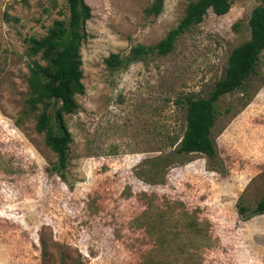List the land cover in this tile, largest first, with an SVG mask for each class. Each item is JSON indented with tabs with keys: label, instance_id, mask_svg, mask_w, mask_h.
<instances>
[{
	"label": "rangeland",
	"instance_id": "374dc122",
	"mask_svg": "<svg viewBox=\"0 0 264 264\" xmlns=\"http://www.w3.org/2000/svg\"><path fill=\"white\" fill-rule=\"evenodd\" d=\"M85 92L64 117L72 135L64 177L26 108V38L67 20L66 0H0V264H264V50L251 75L215 105V154L178 153L186 97H206L228 55L249 38L260 0L208 10L165 56L115 71L110 53L153 45L191 0H84ZM245 208L241 212V208Z\"/></svg>",
	"mask_w": 264,
	"mask_h": 264
},
{
	"label": "trees",
	"instance_id": "16d2710c",
	"mask_svg": "<svg viewBox=\"0 0 264 264\" xmlns=\"http://www.w3.org/2000/svg\"><path fill=\"white\" fill-rule=\"evenodd\" d=\"M67 20L56 19L45 36L26 38L28 54L39 56L29 65V95L26 108H41L35 130L43 134L44 144L56 155L51 170L64 177L69 162V145L72 135L64 117L77 111V95L85 92L82 82L80 47L88 37L85 23L91 17V9L84 0H66ZM164 0H153L145 9L146 14L161 13ZM230 0H191L187 3L178 23L153 45L136 44L126 55L110 53L104 63L115 71L143 59L147 55L165 56L173 51L178 38L188 29L202 22L208 10L216 15L226 14ZM249 38L231 49L224 76L218 80L206 97H186V124L175 142L178 153H204L214 156L215 147L211 129L215 124V105L218 99L237 88L256 73L260 54L264 50V0H260L250 12ZM241 212L245 208L240 209ZM254 213L264 214V195L258 200Z\"/></svg>",
	"mask_w": 264,
	"mask_h": 264
}]
</instances>
